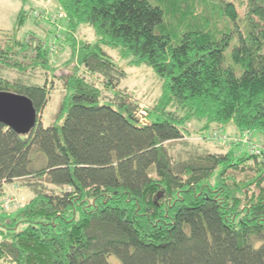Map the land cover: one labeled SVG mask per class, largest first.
<instances>
[{"label": "trees", "instance_id": "1", "mask_svg": "<svg viewBox=\"0 0 264 264\" xmlns=\"http://www.w3.org/2000/svg\"><path fill=\"white\" fill-rule=\"evenodd\" d=\"M38 1L59 13L75 69L52 65L49 43L27 29L38 18L32 6L0 31V91L27 96L39 113L50 92L24 78L26 69L51 72L65 90L50 125L38 118L20 135L0 122V192L18 182L30 194L20 209L0 211V259L264 264V152H211L184 139L231 128L264 145V0H245L243 17L227 0ZM220 17L244 23L230 53L229 35L213 24ZM172 22L183 31L171 36ZM82 26L95 41L75 39ZM107 49L159 79L143 119L117 89L125 72ZM2 68L18 77L4 78Z\"/></svg>", "mask_w": 264, "mask_h": 264}, {"label": "rangeland", "instance_id": "2", "mask_svg": "<svg viewBox=\"0 0 264 264\" xmlns=\"http://www.w3.org/2000/svg\"><path fill=\"white\" fill-rule=\"evenodd\" d=\"M34 1V2H33ZM152 4L161 6L154 0H149ZM232 1L236 5V11L239 17H243L245 12V0H227ZM218 3V1H217ZM25 9L33 7V10L38 14L36 20H31L27 24V29H32L35 39L40 38L42 41L49 43V60L52 65H57V67H62L63 73L72 72L75 69L73 66L74 61H69V50L67 48L68 42L65 41L66 27L61 23L60 15L56 11L53 3L47 2L43 3L41 1L32 0H0V31H9L14 27V22L16 15L21 7ZM201 8V6H199ZM198 8V9H199ZM42 17H40V16ZM219 15V13H218ZM220 16V15H219ZM222 19V20H221ZM169 21L167 16H164V22ZM217 28V34L223 37L224 35H229V47L226 49V53H230L232 46L237 42L238 34H243L244 23L238 19L235 23L223 20V18H218V21L213 22ZM170 35L174 36L183 31V26L172 22L169 27ZM75 39L77 40H87L93 42L96 40V36L91 27L82 26L75 33ZM107 52L113 57L115 63L125 72V77L119 82L117 89L128 91L131 95L129 98L133 103L136 104L137 110L136 114L141 119L145 117L147 109L152 107L153 103L158 99L161 94V83L157 78L156 74L151 68L143 65H133L129 63V60L121 59L119 60V55L114 49H107ZM50 64V65H51ZM78 73L86 76V79L93 82L95 85L101 87V79L86 73L82 67L76 66ZM43 71L37 68L34 72H30L26 69L23 77L29 78L32 82L43 83L46 82L47 88L49 89V98L43 108V110L37 113V119L39 118L43 125H50L55 121V115L59 103L65 93L64 84L62 80H59L56 76L51 74V72L44 74ZM32 73V74H31ZM58 75V71L54 72ZM61 73V72H60ZM1 74L4 78L13 81L18 77L15 70L12 69H1ZM104 96L112 98V91H105ZM191 128V124L189 125ZM185 141H191L198 143L202 148L209 150L211 152H225L228 148L239 145L238 149L248 154L257 153L260 154L264 152V145L262 144V139L259 136L251 133L240 135L235 133L231 128L228 130H215L209 131L201 134L192 133L188 137H184ZM30 194L25 189L22 188L18 182H13L3 186L0 192V204L7 200V206L1 207L0 211L5 210L10 212L12 209H20L29 199ZM114 259V258H113ZM0 264H11L5 260L0 259ZM114 264H117L114 262Z\"/></svg>", "mask_w": 264, "mask_h": 264}, {"label": "water", "instance_id": "3", "mask_svg": "<svg viewBox=\"0 0 264 264\" xmlns=\"http://www.w3.org/2000/svg\"><path fill=\"white\" fill-rule=\"evenodd\" d=\"M0 122L17 134L25 135L35 126L37 112L27 96L1 90Z\"/></svg>", "mask_w": 264, "mask_h": 264}, {"label": "built area", "instance_id": "4", "mask_svg": "<svg viewBox=\"0 0 264 264\" xmlns=\"http://www.w3.org/2000/svg\"><path fill=\"white\" fill-rule=\"evenodd\" d=\"M0 205H1V207H6L7 206V200H4Z\"/></svg>", "mask_w": 264, "mask_h": 264}]
</instances>
